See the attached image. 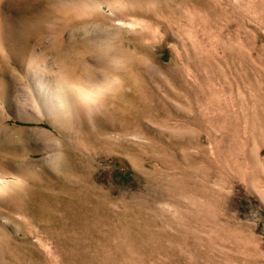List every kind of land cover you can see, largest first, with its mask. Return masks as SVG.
I'll use <instances>...</instances> for the list:
<instances>
[{"label": "rangeland", "instance_id": "obj_1", "mask_svg": "<svg viewBox=\"0 0 264 264\" xmlns=\"http://www.w3.org/2000/svg\"><path fill=\"white\" fill-rule=\"evenodd\" d=\"M50 8L0 5V264H264V0Z\"/></svg>", "mask_w": 264, "mask_h": 264}, {"label": "bare ground", "instance_id": "obj_2", "mask_svg": "<svg viewBox=\"0 0 264 264\" xmlns=\"http://www.w3.org/2000/svg\"><path fill=\"white\" fill-rule=\"evenodd\" d=\"M4 0H0V5L1 3L3 2ZM8 2V4L12 7V8H18V9H21L23 10L26 14V17L30 18L32 17L33 20H34V23L35 25L38 27H41V23L43 22V19L46 18V16L48 17L52 15L53 11H51V8H50V3L52 0H5ZM53 2L56 3V0H53ZM114 10V9H113ZM30 16V17H29ZM25 17V18H26ZM30 18V19H32ZM40 30L39 29H36L34 35L36 37L38 36H41L40 33H38ZM33 34V33H32ZM40 38V37H39ZM44 40V39H43ZM67 78V77H66ZM42 79V78H41ZM95 79V78H94ZM73 80H71L70 78H67L66 79V82L71 84L70 82H72ZM95 83V82H94ZM43 84V83H42ZM39 85V84H38ZM69 98V97H68ZM79 135V134H78ZM30 177V176H29ZM29 177H28V180H29ZM44 179L47 183L49 184H53L55 183L53 178L47 176L44 174ZM26 179V178H25ZM34 182V180H32ZM42 183V182H41ZM27 186V185H25ZM27 189V188H26ZM29 190V189H28ZM31 194H34L36 196H40V195H44V193L42 191L38 192V191H35L33 189H30ZM41 197V196H40ZM229 230V229H228ZM233 232H236V231H233ZM242 234V233H241ZM243 235V234H242ZM155 251V250H154ZM175 258V256H171V259L173 260Z\"/></svg>", "mask_w": 264, "mask_h": 264}]
</instances>
